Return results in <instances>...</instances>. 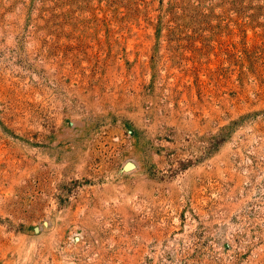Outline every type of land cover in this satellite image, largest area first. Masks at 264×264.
I'll return each mask as SVG.
<instances>
[{"label":"rangeland","instance_id":"obj_1","mask_svg":"<svg viewBox=\"0 0 264 264\" xmlns=\"http://www.w3.org/2000/svg\"><path fill=\"white\" fill-rule=\"evenodd\" d=\"M0 264H264V0H0Z\"/></svg>","mask_w":264,"mask_h":264}]
</instances>
